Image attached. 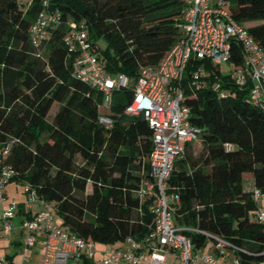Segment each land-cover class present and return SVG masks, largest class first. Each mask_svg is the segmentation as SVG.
Instances as JSON below:
<instances>
[{"label": "trees", "instance_id": "obj_1", "mask_svg": "<svg viewBox=\"0 0 264 264\" xmlns=\"http://www.w3.org/2000/svg\"><path fill=\"white\" fill-rule=\"evenodd\" d=\"M228 1L232 17L264 47V0ZM43 3L0 0V146L12 144V183L36 188L73 236L102 245L142 240L153 224L154 199L142 201L137 192L149 176L153 131L144 117L124 114L132 100L128 90L115 95L114 127L99 123L102 94L74 76L76 55L69 54L64 37L69 22H85L92 40L106 43L101 51L107 71L135 79L140 67L157 66L177 43L185 2L51 0L49 10L61 14L62 25L38 57L29 33ZM243 63L242 47L233 42L230 66ZM200 67L207 72L204 86L191 88ZM226 79L221 67L189 61L184 103L193 125L203 129L202 150L195 154L194 145H186L168 192L179 195L177 226L220 236L240 249L245 264H257L264 261V226L250 220L256 205L243 176L252 174L264 193V111L248 102L249 89L220 98L215 85ZM54 105L59 110L51 119ZM187 234L195 249L204 246L205 237Z\"/></svg>", "mask_w": 264, "mask_h": 264}, {"label": "built area", "instance_id": "obj_2", "mask_svg": "<svg viewBox=\"0 0 264 264\" xmlns=\"http://www.w3.org/2000/svg\"><path fill=\"white\" fill-rule=\"evenodd\" d=\"M31 6L34 0H17ZM51 0H44L29 33L38 57L44 56L45 45L53 29L62 25V16L49 10ZM185 9L178 22L180 37L172 50L157 66L140 67L132 79L126 74L111 75L106 69L99 44L92 40L85 22H69L64 37L69 54L76 55L74 76L102 94L98 121L107 129L115 125L111 115L117 93L132 91V100L124 110L130 117H144L153 131V149L149 156V176L141 180L137 196L145 201L153 198L149 211L153 224L142 240L128 237L119 246L98 249L97 244L71 235L55 220L56 208L39 195L30 184L23 185V201L9 199L6 189L16 171L8 162L11 143L0 146V241L20 228L26 232L22 254L43 249L37 264H245L239 248L226 239L196 228L179 227L174 211L179 195L168 192L167 182L175 161L185 154L187 144H200L203 129L191 122L192 109L184 103L185 72L189 61H208L214 66L230 65L232 43L238 42L244 54L241 67H232L226 80L218 81L215 91L220 98L231 90H244L248 85V102L264 111V47L230 13L228 0H184ZM207 76L204 67L194 72L190 87L201 89ZM229 85L230 88H224ZM224 88V89H223ZM234 95V94H233ZM255 209L250 220L264 226V193L252 192ZM42 205L41 208H36ZM24 216L18 225L16 219ZM193 232L206 238L202 248L195 249ZM42 234L45 237L40 238ZM0 264H11L0 256ZM257 264H264L263 262Z\"/></svg>", "mask_w": 264, "mask_h": 264}, {"label": "rangeland", "instance_id": "obj_3", "mask_svg": "<svg viewBox=\"0 0 264 264\" xmlns=\"http://www.w3.org/2000/svg\"><path fill=\"white\" fill-rule=\"evenodd\" d=\"M99 46L101 47L102 51H104L106 49L105 41L101 40L99 42ZM230 69H231V66L228 65V64H225V65L221 66L222 75L223 76H227L229 74ZM248 87H250V85H248ZM248 87H246L245 89L247 90ZM58 110H59V106L58 105H54V107H53V109L51 110V113H50V118L51 119L55 116V114L58 112ZM201 150H202V145L201 144H195L194 145L195 154H199L201 152ZM252 180H253V175L252 174L249 173V174L245 175V187H246L247 190H253L254 189L253 183L251 182ZM12 185H15L14 188L16 187L17 191L14 192L13 186H10L8 188V193L10 194V199L12 200V197H15L16 199H22V196H23V187H22V185L19 184V183H16V182L12 183ZM89 191H90V189H89ZM56 223L61 224V219L57 218L56 219ZM16 236L17 235L14 234L13 237L10 240H12ZM10 240H8V241H10ZM98 246L102 247L101 244H98ZM0 248H1L0 249V256L5 257L6 255H11V256L16 255L15 256L16 264H27V263H25L24 256H23L22 253H20L18 250H15V248H13V247H11L9 245L7 247L6 239H5V241L4 240L0 241ZM5 248H7V249H5Z\"/></svg>", "mask_w": 264, "mask_h": 264}, {"label": "crops", "instance_id": "obj_4", "mask_svg": "<svg viewBox=\"0 0 264 264\" xmlns=\"http://www.w3.org/2000/svg\"><path fill=\"white\" fill-rule=\"evenodd\" d=\"M246 175V174H245ZM245 175L243 176V187H244V190L246 191V192H253L254 191V189H255V184H254V177H253V180L251 181L252 183H253V186H254V189L253 190H247L246 189V187H245ZM10 186H13V188H14V186L15 185H12V184H10L8 187H7V189H6V192H7V195H8V197H9V199H10V194L8 193V188L10 187ZM14 190V192H16L17 190H16V187L13 189ZM12 199H16L15 197H12ZM23 196H22V199H16V200H18V201H23ZM42 207V205L40 206V205H37L36 206V208H41ZM24 218V216H20V217H18L17 219H16V222H17V224L19 225L20 224V222H21V220ZM57 218H59L58 216H57V214H56V216H55V220L57 219ZM58 224V223H57ZM61 228H62V225L61 224H58ZM63 229V228H62ZM14 234H16L17 236L16 237H14L12 240H10L12 237H13V235ZM39 237L40 238H44L45 236L44 235H42V234H40L39 235ZM25 238H26V232H24V231H22L20 228H17L14 232H13V234L9 237V238H7L6 239V242H7V247H8V245L9 246H11V247H13V248H15V250H18L20 253H22V249H23V245H24V243H25ZM8 240H10V241H8ZM4 241H5V239H4ZM9 242V243H8ZM97 244V243H96ZM102 245V244H101ZM120 245V243H118V244H116V245H102V247H99L98 246V244H97V248L98 249H104L106 246H119ZM1 249V248H0ZM5 249H7V248H5ZM15 256L16 255H13V256H11V255H6L5 257L8 259V258H11L9 261H10V263L11 264H16V259H15ZM29 256H30V262H25V263H27V264H37L41 259H42V256H43V249L42 248H38V249H34L30 254H29ZM81 264H86V263H84V262H82Z\"/></svg>", "mask_w": 264, "mask_h": 264}]
</instances>
